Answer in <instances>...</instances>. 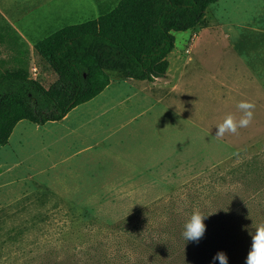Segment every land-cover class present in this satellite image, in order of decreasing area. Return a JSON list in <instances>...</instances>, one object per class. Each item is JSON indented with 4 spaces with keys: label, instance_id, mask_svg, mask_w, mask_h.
<instances>
[{
    "label": "rangeland",
    "instance_id": "obj_1",
    "mask_svg": "<svg viewBox=\"0 0 264 264\" xmlns=\"http://www.w3.org/2000/svg\"><path fill=\"white\" fill-rule=\"evenodd\" d=\"M60 1L54 28L100 12ZM173 35L164 78H113L64 121H21L0 146V264H158L145 245H179L197 209L206 232L173 264H220L218 252L245 264L264 224V0H220L203 28ZM27 73L46 89L56 80L36 55ZM243 101L250 125L217 137Z\"/></svg>",
    "mask_w": 264,
    "mask_h": 264
},
{
    "label": "trees",
    "instance_id": "obj_2",
    "mask_svg": "<svg viewBox=\"0 0 264 264\" xmlns=\"http://www.w3.org/2000/svg\"><path fill=\"white\" fill-rule=\"evenodd\" d=\"M219 1L119 0L95 19L49 33L34 45L56 75L47 89L23 70L0 69V146L8 144L19 122L36 126L60 122L100 95L113 78L140 82L164 78L174 50L173 34L203 28L208 8ZM71 209L79 219H91L81 209ZM149 241L146 251L158 264L189 256V241L183 235L177 236L179 245L164 237Z\"/></svg>",
    "mask_w": 264,
    "mask_h": 264
},
{
    "label": "crops",
    "instance_id": "obj_3",
    "mask_svg": "<svg viewBox=\"0 0 264 264\" xmlns=\"http://www.w3.org/2000/svg\"><path fill=\"white\" fill-rule=\"evenodd\" d=\"M95 4L100 12L113 7L99 0ZM63 7L60 0H0V69L27 72L38 56L35 43L48 35V29L64 27L54 28ZM42 34L44 37L40 38Z\"/></svg>",
    "mask_w": 264,
    "mask_h": 264
},
{
    "label": "clouds",
    "instance_id": "obj_4",
    "mask_svg": "<svg viewBox=\"0 0 264 264\" xmlns=\"http://www.w3.org/2000/svg\"><path fill=\"white\" fill-rule=\"evenodd\" d=\"M243 115L237 120L233 115L229 114L216 130V136L222 137L225 133L236 134L239 128L250 125L253 119L255 105L251 102L243 101L238 105ZM210 215H205L200 210H194L190 219L184 225L182 233L186 241L199 243L206 232L204 221ZM251 235V250L249 251L245 264H264V224L256 227L255 234ZM213 260H219L220 264H227V255L224 252H218Z\"/></svg>",
    "mask_w": 264,
    "mask_h": 264
}]
</instances>
